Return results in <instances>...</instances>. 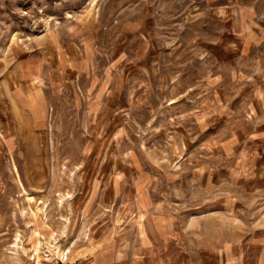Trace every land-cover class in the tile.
<instances>
[{"label": "rangeland", "instance_id": "obj_1", "mask_svg": "<svg viewBox=\"0 0 264 264\" xmlns=\"http://www.w3.org/2000/svg\"><path fill=\"white\" fill-rule=\"evenodd\" d=\"M175 233L256 264L264 0H0V264H170Z\"/></svg>", "mask_w": 264, "mask_h": 264}, {"label": "crops", "instance_id": "obj_2", "mask_svg": "<svg viewBox=\"0 0 264 264\" xmlns=\"http://www.w3.org/2000/svg\"><path fill=\"white\" fill-rule=\"evenodd\" d=\"M219 214L221 212H215L209 215L208 217L205 215L204 217H194L191 218L189 222H202L207 218H219ZM191 229V227H188L187 230ZM186 234V233H185ZM179 233V234H174L170 242V246L174 245L176 250L174 251V259L170 260L169 263H177L181 260H185V264H195L197 261L196 259H200L201 263L200 264H237V260L240 257V237L239 240H230V241H225L224 239L221 240V244L214 243L213 245H208V244H203L202 242V237L198 236L196 237V246L189 245L188 240L186 238V235ZM183 237V239H182ZM260 236L257 237V239L254 240V245H253V256L256 261V264H264V235H262L261 239H259ZM183 243V244H182ZM198 243H201L202 245H198ZM181 247V251L178 254L177 253V248ZM250 250H248L249 252ZM139 258V257H136ZM146 258V257H144ZM141 257L140 260L137 264H165V260L163 259H158V261H150V257L148 256L147 258L149 259H144ZM144 259V260H142ZM97 262V260H95ZM95 261H91L89 264H96ZM116 262L114 261L113 264Z\"/></svg>", "mask_w": 264, "mask_h": 264}, {"label": "built area", "instance_id": "obj_3", "mask_svg": "<svg viewBox=\"0 0 264 264\" xmlns=\"http://www.w3.org/2000/svg\"><path fill=\"white\" fill-rule=\"evenodd\" d=\"M58 264H76L75 262L69 261L67 260V255L65 257V259L60 260Z\"/></svg>", "mask_w": 264, "mask_h": 264}]
</instances>
